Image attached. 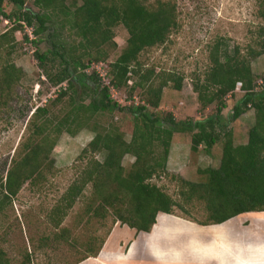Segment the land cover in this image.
<instances>
[{"label":"trees","instance_id":"1","mask_svg":"<svg viewBox=\"0 0 264 264\" xmlns=\"http://www.w3.org/2000/svg\"><path fill=\"white\" fill-rule=\"evenodd\" d=\"M7 1L16 8L12 14L6 12ZM0 17L13 22L0 37V49L9 51L0 67V110L16 102L25 77L9 59L19 45L18 33L27 32L23 41L36 47L39 68L55 88L61 87L52 102L59 109L57 113L46 106L32 115L29 135L2 184L0 209L13 204L26 185L40 190L58 173L53 153L63 134L77 136L86 130L94 134L78 158L75 181L47 215L55 233L41 241L46 248L61 243L73 247L77 259L65 264L98 258L117 225L151 234L159 216L175 217L176 209L188 214L184 220L201 227L221 226L246 214L264 213V87L257 88L252 68L254 60L264 58V0L258 11L263 24L247 54L239 46L231 50L225 40L213 44L209 68L196 79L194 90L202 110H215L199 121H178L172 114L150 111L160 108L170 84L177 91L183 89L182 76L145 68L143 60L145 52L165 45L182 28L175 2L35 0L34 8H29L25 0H0ZM119 26L126 28L129 39L110 64V85L120 93L130 89L132 97L140 90L143 101L128 108L113 100L97 72H90L94 64L108 62L110 53L119 49L115 32ZM43 44L46 51L40 50ZM239 84L245 94L226 119L227 98L235 95ZM250 109L255 111V123L248 142L236 144L229 125ZM126 112L134 120L131 140L115 122L116 114ZM178 134L191 135L194 154L203 149L212 156L220 150L218 168L199 169L196 181L181 179L180 200L155 183L170 176L169 160ZM128 157L134 159L130 165L125 164ZM78 202L83 204L86 224L112 220L105 237L93 235L81 242L63 227ZM198 207L204 209L203 220L192 213ZM5 257L0 249V264H9Z\"/></svg>","mask_w":264,"mask_h":264},{"label":"rangeland","instance_id":"2","mask_svg":"<svg viewBox=\"0 0 264 264\" xmlns=\"http://www.w3.org/2000/svg\"><path fill=\"white\" fill-rule=\"evenodd\" d=\"M25 1L29 8H34L35 0ZM151 1L155 3L156 0ZM166 1L177 4L182 28L173 34L165 45L145 52L143 60L145 68L156 67L158 73L162 71L182 76L184 83L182 91H177L173 87L174 84H170V87L164 90L160 108L158 110L150 108V111L172 114L178 121L203 120L213 114L215 108L210 107L206 111L201 109L194 84L196 79L203 76L209 68L211 48L216 42L225 40L231 50L239 46L243 53L247 54L255 32L263 24V21L258 18L259 5L262 0ZM15 9L14 4L6 2L8 14H12ZM12 24L13 22L6 17H0V37L13 27ZM115 32L119 49L110 53L108 62L94 64L90 72H97L103 86L110 88L111 96L118 104L125 108L133 104L137 106L143 103L140 90L132 97L130 89L120 93L115 89L113 91L110 85V64L119 57L129 39L128 31L124 26H119ZM28 33L32 34V30H28ZM24 34L27 32L17 34L19 45L16 52L9 56V59L25 74L18 88L19 97L10 108L0 110V201L3 199L2 184L6 182L13 159L17 153L21 152V144L29 135L32 115L38 108L46 106L53 112L59 111L54 108L52 102L57 98L61 87L55 88L45 77L35 59L36 47L23 41ZM40 50L46 51L47 46L41 45ZM7 52L9 51L4 48L0 49V62L2 63L0 67L8 59ZM252 68L257 78V88L264 87V58L254 60ZM132 82L129 86H133ZM64 87L66 88V85ZM244 94L241 88V91H236L233 97L227 98L228 108L224 113L226 119L233 115L235 106ZM115 122L122 127L127 140H131L134 131V120L131 114L128 112L116 114ZM254 123L255 111L250 109L238 121L229 125V130H232L235 135L236 144L248 142L249 130ZM93 138L94 134L88 130L77 136L63 134L53 153L58 173L50 179L47 185H42L40 190L26 185L18 198L14 199L13 204H5L0 209V249L6 253L5 259L9 260V264H65V262L76 261L77 256L73 247L61 243L56 247L46 248L41 245V241L46 236L55 233L47 215L75 181L79 174V168H76L79 166L78 158ZM219 158V149H216L212 156L207 155L203 149L198 154H194L191 149V135L178 134L175 137L169 160L168 174L170 176L163 180H155V183L180 200L181 179L196 181L198 170L218 168ZM133 162L134 159L131 157L125 160L126 165ZM186 208L188 210V205ZM83 210L82 202H78L63 227L70 229L75 238L81 242H86L93 235L105 237L113 226L112 220L86 224L83 220ZM192 213L198 220H203L205 217L204 209L201 207L192 210ZM249 217L246 215L243 217L244 221L242 219L236 221L241 225L244 222L247 224ZM175 218L188 219V214L176 209ZM225 230L227 229L224 228Z\"/></svg>","mask_w":264,"mask_h":264},{"label":"crops","instance_id":"3","mask_svg":"<svg viewBox=\"0 0 264 264\" xmlns=\"http://www.w3.org/2000/svg\"><path fill=\"white\" fill-rule=\"evenodd\" d=\"M246 215L250 216L249 223H238L241 219L244 221L243 217ZM246 215L226 223L227 225L201 227L161 214L151 234H138L128 227L117 225L99 257L81 264H264V213ZM161 219L167 225L175 222L173 226L179 224L181 229L175 227L172 231L165 225L160 227ZM184 224L194 229H186L188 227ZM211 228L227 230L219 236L199 237L203 232L208 233ZM190 233L198 236L195 238L194 234L188 235Z\"/></svg>","mask_w":264,"mask_h":264},{"label":"bare ground","instance_id":"4","mask_svg":"<svg viewBox=\"0 0 264 264\" xmlns=\"http://www.w3.org/2000/svg\"><path fill=\"white\" fill-rule=\"evenodd\" d=\"M170 222H171V221H170ZM170 222H169V223H170ZM232 222H233V221H232ZM174 223H175V222H173V224H174ZM167 224H168L167 222L165 223V221H163V220L161 219V224H160V225H162V226H160V227H163V226L165 225L164 227H168L167 229H168V230L171 229L172 231H173V229H175V227H176V229L181 227V226H179V224H178V226H177V225H176V226H173L172 223L169 224L170 226L167 225ZM176 224H177V223H176ZM181 225H182V224H181ZM226 225H227V224H226ZM229 225H230V223H229ZM184 226L188 227V226L185 225V224H184ZM189 227H190V225H189ZM189 227L186 228V229H190V230H191V229H194V228H191V227L189 228ZM183 228H184V227H183ZM164 229H165V228H164ZM164 229H163V230H164ZM180 229H181V228H180ZM196 230H197V228H196ZM206 230H207V229H206ZM202 231H203V230H202ZM202 231H200V233H202ZM204 231H205V230H204ZM223 231H224V228H223V229H220V228H219V231L216 230V229H214V228H211V229H208V231H207L208 233H206V232H205V233L203 232L202 234H200L199 232H198V233L200 234V236H199L200 238H203V236L206 237V235H208V237H206V238H209V237H212V236H210V235H216V236H219V234H220L221 232H223ZM157 232H159V229H158ZM160 232H162V231L160 230ZM163 232H164V231H163ZM169 232H171V231H169ZM164 233H165V232H164ZM171 233H174V232H171ZM176 233H177V232H176ZM196 233H197V232H196ZM196 233H193L194 235L191 234V233L188 234V235H193V236L195 237V236L197 235ZM158 234H159V233H158ZM182 234H183V233H182ZM177 235H178V234H177ZM197 236H198V235H197ZM199 237H198V238H199ZM152 238H153V237H152ZM191 238H192V237H191ZM195 238H196V237H195ZM214 240H215V239H214ZM159 249H161V248H159ZM176 250H177V249H176ZM108 251H109V250H108Z\"/></svg>","mask_w":264,"mask_h":264},{"label":"built area","instance_id":"5","mask_svg":"<svg viewBox=\"0 0 264 264\" xmlns=\"http://www.w3.org/2000/svg\"><path fill=\"white\" fill-rule=\"evenodd\" d=\"M30 36H31V38H33L32 34H30ZM241 88H242V84H239L238 87H237V91H241ZM113 91H115V90L113 89Z\"/></svg>","mask_w":264,"mask_h":264}]
</instances>
